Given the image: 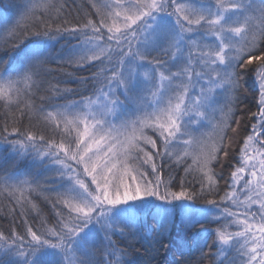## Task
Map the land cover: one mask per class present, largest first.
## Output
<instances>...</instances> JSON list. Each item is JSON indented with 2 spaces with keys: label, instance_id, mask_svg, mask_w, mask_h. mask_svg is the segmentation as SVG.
I'll return each instance as SVG.
<instances>
[{
  "label": "snow or ice",
  "instance_id": "obj_1",
  "mask_svg": "<svg viewBox=\"0 0 264 264\" xmlns=\"http://www.w3.org/2000/svg\"><path fill=\"white\" fill-rule=\"evenodd\" d=\"M64 7L60 0H26L15 23L0 32L18 58L15 65L0 60V102L53 132L46 139L6 124L0 144L13 166L30 161L59 179L46 185L30 172L0 176V194L15 201L13 212L24 215L30 206L39 216L36 192L56 217L51 226L42 218L41 229L25 219L23 235L0 232V264H137L128 258L137 245L153 264L167 251L176 215L188 230L219 225L212 233L204 227L194 242L201 253L214 233L218 255L237 254L229 264H264V0H91L99 23L87 18L75 27L55 24ZM64 34L78 43L58 62L95 69L91 80L99 87L80 101L38 108L30 98L42 87L48 42ZM29 36L35 39L25 44ZM247 78L257 93V111H249L255 122L217 200L223 177L216 168L229 155V132L241 123L236 113ZM165 160L183 170L179 190L174 175H163ZM189 176L198 188L186 182ZM197 200L208 207L193 209ZM153 209L157 228L142 232L139 223Z\"/></svg>",
  "mask_w": 264,
  "mask_h": 264
},
{
  "label": "trees",
  "instance_id": "obj_2",
  "mask_svg": "<svg viewBox=\"0 0 264 264\" xmlns=\"http://www.w3.org/2000/svg\"><path fill=\"white\" fill-rule=\"evenodd\" d=\"M60 2L64 3L65 7L63 9V14L55 24H60L64 27H75L85 23L87 18H92L99 23L95 11L91 8V0H60ZM25 3L26 0H0V32H2L5 24L10 27L15 23ZM21 31H23V29H21ZM5 39H7L6 36L0 35V60L10 59L11 63L15 65L18 62V58L12 54L11 46L4 44ZM19 39H23V37L21 36ZM34 39L35 37L29 36L25 44H31ZM16 42H18V40ZM77 43L78 40L73 39L70 34H64L58 41L48 42V55L51 59L50 62L45 65V71L42 76V87L38 91L34 89V95L30 98L36 107L39 108L42 106L45 110H50L72 101H80L83 97L95 94L99 87V85L94 84L91 80L92 73L95 69L91 67L80 69L67 63L58 62L57 57H65V55H68L67 53L70 52L71 47ZM153 54L157 53L154 52ZM162 60L168 61V57ZM97 64H99V62H97ZM81 78H88L89 82L87 84L81 83ZM246 84V89L242 88L240 91V103L236 113L241 123L236 133L229 132V137L231 138L228 148L229 155L226 159L222 157L221 163L224 166L221 168L220 165H217L216 168L217 173L223 177L219 181V192L213 197L217 200H219V196H222L225 191L228 190L226 181L230 178L233 165L239 161L240 147L243 144L244 138L251 131L252 125H250V123L252 122V118L249 116V111L255 112L257 109V93L254 91L253 80L247 78ZM54 87L60 89L59 95L53 94L52 89ZM65 89L69 91H64ZM41 97H43V99H41ZM11 113H15L17 116L16 121H13ZM6 124L9 131H11L13 126H16L21 131L28 129L37 135L43 134L46 139L53 136L52 130L44 121L36 117L29 120L27 116L23 117L21 120L19 118V113L15 110V105L11 106L9 109L0 102V135H3V129ZM74 135L75 134H73V136ZM55 139L59 142V135H56ZM155 139L158 140V138ZM10 155L11 153L10 150L7 149V146L0 144V176L14 174L23 177L24 174L30 172L32 178L46 185L53 182L59 183L55 171H47L44 168H32L30 166V161H24L13 166V161L9 158ZM49 167L55 168L56 166L49 165ZM150 171L149 169V172ZM37 172L39 175H37ZM163 175L165 179H167L169 175H174L176 178L173 181V189L179 190L180 178L184 176L182 169H176L175 165H171L170 167L169 162L165 160ZM186 182L190 183L191 187H199L198 184L194 183L191 176L186 178ZM31 199L40 209L39 216L31 210L30 206H28L24 215H21L19 208H16L13 212L12 209L15 201L12 200L7 193L0 194V232H3L5 235H10L12 230L15 229L22 235L25 234L27 227L24 222L25 219L28 221V225L34 229H41L44 227L42 218H47V226H51L55 223L56 217L52 205L36 192L31 194ZM154 203H156V201H154ZM191 207L208 206L202 200H197L195 203L191 204ZM153 212H155V209H153L146 218L141 219L139 227L142 232H155L157 225ZM218 226L216 222H209L203 227L197 224L195 228L188 230L185 229L179 215H176L174 222L170 226L171 235L166 237V243L168 245L167 251H161L159 255H156L153 264H220L221 260L224 261V264H229L227 262L230 257L221 258L217 254V246L213 243L216 239L214 233L208 236L207 246L204 247L203 253H201L194 244L195 241L200 239V234L204 232V227H207L209 233H212V230ZM113 239L118 245L122 244L118 234L114 236ZM139 247L140 246L137 245L131 248L128 258L135 259L137 264H146L149 257L144 254L142 249L137 251ZM98 258H102V254H98Z\"/></svg>",
  "mask_w": 264,
  "mask_h": 264
},
{
  "label": "rangeland",
  "instance_id": "obj_3",
  "mask_svg": "<svg viewBox=\"0 0 264 264\" xmlns=\"http://www.w3.org/2000/svg\"><path fill=\"white\" fill-rule=\"evenodd\" d=\"M259 2V0H257V3ZM67 54H69V53H67ZM153 56L155 57V56H157V54H153ZM64 57V56H63ZM65 57H67V55H65ZM163 58H165L164 56H162V55H160L159 56V59L160 60H162ZM169 59V58H168ZM163 61V60H162ZM148 68H150V67H152L151 65H148L147 66ZM68 104V103H67ZM126 107V111H127V113L130 115L131 114V112L134 110V105H132V104H128V105H126L125 106ZM251 125V124H250ZM251 131H252V126H251ZM251 131H250V133H251ZM149 134L150 135H152L153 136V138H158V140H159V137L158 136H156V134L155 133H153V132H151V130H149ZM82 171V170H81ZM87 179V178H86ZM156 203H159V202H156ZM229 207H230V205H229ZM203 208H206V207H197V208H193V209H195V210H197V211H199V210H201V209H203ZM154 213L155 212H153V216H154ZM155 217V216H154ZM179 217L181 218V216L179 215ZM220 223H225V221H221ZM233 228H235V226L233 225ZM236 252L233 250V251H231L226 257L224 256V255H219V257H221V258H228V257H230L229 258V260H228V262L227 263H229L231 260H233V258H236ZM220 258V259H221ZM236 264H239V260L237 259L236 260Z\"/></svg>",
  "mask_w": 264,
  "mask_h": 264
},
{
  "label": "flooded vegetation",
  "instance_id": "obj_4",
  "mask_svg": "<svg viewBox=\"0 0 264 264\" xmlns=\"http://www.w3.org/2000/svg\"><path fill=\"white\" fill-rule=\"evenodd\" d=\"M256 111H257V109H256ZM254 122H255V120H254V118H252V122L250 124L252 125Z\"/></svg>",
  "mask_w": 264,
  "mask_h": 264
}]
</instances>
